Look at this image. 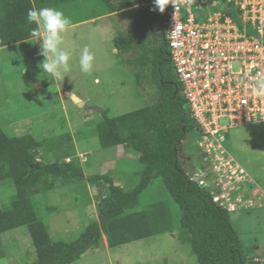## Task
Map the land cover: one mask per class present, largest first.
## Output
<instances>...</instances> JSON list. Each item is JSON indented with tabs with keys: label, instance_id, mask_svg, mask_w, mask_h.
<instances>
[{
	"label": "rangeland",
	"instance_id": "rangeland-1",
	"mask_svg": "<svg viewBox=\"0 0 264 264\" xmlns=\"http://www.w3.org/2000/svg\"><path fill=\"white\" fill-rule=\"evenodd\" d=\"M72 1L53 8L69 17L71 26L88 18L94 19L68 28L62 34L61 47L71 54V71L64 80H53L39 67L44 57H33L39 53V40L0 49V127L11 136L17 133L16 130H21L22 134L31 130L37 140H48L43 149L44 163H53L56 155H60L61 152L55 150L51 143L55 145L58 135L69 132L72 139L70 154L74 156L75 153L77 157L82 154L85 158L80 166L86 179L62 186L56 183L53 190L34 194L30 199L51 241L66 244L74 242L94 219L92 204L96 201V188L103 187L107 192V184L92 183L87 177L99 176L105 170L113 181L117 179L125 191H130L136 187L144 171L136 155L125 147L102 149L95 130L103 120V111H107L108 117H118L139 111L158 99L148 80L151 68L133 63L136 52L122 56L114 49L116 37L112 28H124L125 34L139 31L134 35V41L143 34L148 40L157 41L158 46L163 43L157 22L160 11L154 7L143 21L137 7L116 17H103L108 12L99 0ZM146 8L142 6L141 9L145 11ZM148 40L143 45L152 47L154 44H148ZM85 47L94 55L90 74L81 72L79 65V56ZM163 70L167 74L166 67ZM169 74L174 80L171 70ZM68 93L77 96L84 106L79 108L73 104L67 97ZM181 105L184 112L189 110L184 100ZM220 125L228 126L229 120H221ZM197 140L198 133L194 131L182 143L191 162H201L195 147ZM224 147L242 168L244 173L239 185L248 191L247 199L252 200V205L255 203L254 208L231 213L230 222L240 237L243 250L264 261V123L257 121L230 128L225 133ZM121 152L131 157L117 158L115 154ZM188 164L191 165L189 161ZM14 192L10 182H0V209L9 207ZM154 204H159L158 210L165 214L163 227L168 228L166 233L153 231L155 235L148 239L114 248L105 262L103 258L97 262L99 250H90L75 264H196L189 243L182 236L179 207L160 178H152L140 195L138 208H151ZM162 213L151 214V218H161ZM148 227L153 230L156 225ZM36 260L26 228L19 227L0 234V264H32Z\"/></svg>",
	"mask_w": 264,
	"mask_h": 264
},
{
	"label": "trees",
	"instance_id": "trees-1",
	"mask_svg": "<svg viewBox=\"0 0 264 264\" xmlns=\"http://www.w3.org/2000/svg\"><path fill=\"white\" fill-rule=\"evenodd\" d=\"M70 1L0 0V49L36 39L32 30L37 26L27 21L30 8H53L57 4L67 5ZM152 1L99 0L108 13L134 7L139 2L147 5ZM81 22L84 20L78 23ZM133 37V33L116 35L114 49L122 56L134 51L136 57L132 59L133 63L140 67L149 65L151 74L148 80L158 99L139 111L118 117H108L107 111H103V120L95 126V130L102 149L123 146L138 156L144 171L136 187L125 191L114 186L109 172L87 177L92 183L104 182L108 191L105 197L102 193L96 196L95 204H92L94 219L74 242L54 243L46 226L37 217L30 199L34 194L53 190L56 183L62 186L85 179L75 153L72 156L69 152L72 149L71 136L69 132L58 135L55 145L51 144L61 153L56 155L53 163H44L43 149L48 140H37L31 130L22 134L15 125L12 126L17 133H12V136L0 127V182H10L15 191L9 207L0 209V234L19 227L26 228L37 259L32 264H75L86 252L95 250L101 244L102 235L112 248L148 239L155 235L153 231H168L163 227L166 224L165 214L158 210L159 204H154L146 212L138 208L140 195L152 178H160L179 207L182 236L189 243L196 264H264L261 258L250 256L243 250L240 237L230 222V212L212 203L209 193L184 177L176 151L196 131V126L188 111L182 109L184 98L168 61L166 45L144 46L147 36L141 34L137 41ZM156 213H162V216L153 220L151 214ZM150 224L156 227L150 230Z\"/></svg>",
	"mask_w": 264,
	"mask_h": 264
},
{
	"label": "built area",
	"instance_id": "built-area-1",
	"mask_svg": "<svg viewBox=\"0 0 264 264\" xmlns=\"http://www.w3.org/2000/svg\"><path fill=\"white\" fill-rule=\"evenodd\" d=\"M149 5L158 10L155 0ZM164 12L168 61L196 126L195 147L205 166L190 180L213 203L233 211L240 199L231 193L243 172L224 147L225 133L264 123V95L253 91L264 79V0H170ZM223 119L228 126L220 125Z\"/></svg>",
	"mask_w": 264,
	"mask_h": 264
},
{
	"label": "clouds",
	"instance_id": "clouds-1",
	"mask_svg": "<svg viewBox=\"0 0 264 264\" xmlns=\"http://www.w3.org/2000/svg\"><path fill=\"white\" fill-rule=\"evenodd\" d=\"M169 2L170 0H155V4L161 13L164 12L165 7L169 4ZM171 2L174 4V0H171ZM149 4L145 5L141 3V6L147 8L148 7L153 8V6ZM27 21L29 24L34 23L37 26L35 29L32 30V35L36 37L37 40L41 41L39 55L43 56L44 59L39 64V67L43 70L44 73L50 76L53 80L56 81L64 80V78L68 76L67 74L71 71V65L69 63L71 59V54L68 51H65L61 47V45L63 44L62 34L65 33L67 29L71 26L72 22L70 18L65 16V14L61 10H57L56 8L45 7V8L37 9L35 6H33L27 12ZM93 61H94V55L89 51L87 47H85L79 56V65L81 72L90 74L93 69ZM253 91L258 96L264 95V79H260L256 82ZM185 153H186V149H184L182 145L176 151L178 161L182 168V173L189 182H192L200 190L204 191L202 188L198 186L197 183L191 181L189 176L196 173L198 169L201 170L205 169V166L201 162H191L192 160L188 159ZM75 157L78 160L80 159L79 163L85 160L84 157L79 155H78L79 158L76 155ZM65 161L69 162V159H66ZM188 161L191 165L188 164ZM188 167H192V170H188ZM238 167L242 170V168L239 165ZM242 174L239 173L237 176L240 177V180L242 178ZM240 180L235 182L234 190H232L231 193V198L233 200L239 198L240 203L235 202L236 208L233 211H228L224 209L230 212V214L236 213L238 211H242L244 208H254L255 205V203H253L252 205V200L247 199L248 191L246 190V188H241V186L239 185ZM206 181L208 183H212L213 185L216 184L215 179L210 177H207ZM220 191H221V184H218L216 185V192L220 193Z\"/></svg>",
	"mask_w": 264,
	"mask_h": 264
},
{
	"label": "crops",
	"instance_id": "crops-1",
	"mask_svg": "<svg viewBox=\"0 0 264 264\" xmlns=\"http://www.w3.org/2000/svg\"><path fill=\"white\" fill-rule=\"evenodd\" d=\"M137 6V5H136ZM136 6H134V7H130V8H128V9H125V10H121V11H113L112 13H107L106 15L107 16H103V17H116V15L117 14H120V13H129L130 11H133V9H135V7ZM139 17V16H138ZM93 19L94 18H90V19H87V20H84V22H81V23H77V24H72V26H70L69 28H73V27H77V25H83L85 22H87V21H93ZM112 30L115 32L114 34H115V37H116V35H118V34H124V35H127L128 33H124L125 32V30H124V28H121V29H113L112 28ZM122 31V32H121ZM137 32H139V31H133V35H135ZM132 34V33H131ZM139 37V36H138ZM33 40V39H32ZM37 40V39H36ZM30 41V40H29ZM28 42V41H27ZM25 43V42H24ZM20 44H23V43H20ZM20 44H17V45H20ZM13 46H15V45H13ZM114 52H116L117 53V51L115 50ZM39 55V53H37V54H34L33 55V57H36V56H38ZM118 147H121V146H116L115 148L117 149ZM118 152V151H117ZM115 155H117V158H125L126 156L127 157H131V156H129V155H126V154H124V153H119V154H115ZM79 156H82V154H79ZM136 159H138V156H136ZM105 173H106V171L105 170H103V172H102V174L101 175H105ZM100 175V176H101ZM85 178V177H84ZM110 178H111V176H110ZM86 179V178H85ZM99 182V181H98ZM112 182H113V185L114 186H118V187H120L121 189H123L122 188V186H120V184L118 183V181H117V179H114V181L112 180ZM123 190H125V189H123ZM107 191H108V188H107ZM100 193H102V197H105V193H107L106 191H105V189L102 187H97L96 188V196L98 197L99 196V194ZM142 208H143V210H145V209H150V206H148V207H143L142 206ZM141 208V209H142ZM117 247H119V246H117ZM117 247H109V245H108V240H107V238L104 236V235H102V238H101V244L95 249V250H99V256L100 257H98V261L97 262H99V260L101 259V258H103L104 259V261L103 262H105V261H107V257H108V255H109V253H110V251L111 250H113L114 248H117Z\"/></svg>",
	"mask_w": 264,
	"mask_h": 264
},
{
	"label": "flooded vegetation",
	"instance_id": "flooded-vegetation-1",
	"mask_svg": "<svg viewBox=\"0 0 264 264\" xmlns=\"http://www.w3.org/2000/svg\"><path fill=\"white\" fill-rule=\"evenodd\" d=\"M151 9V7H148L146 8V13L148 14L149 13V10ZM141 14V13H140ZM145 16L146 15H142L139 17L141 18V20L145 21ZM166 17H167V13L166 12H160V15L157 17V22L159 23V26H160V30H161V33H162V39H163V43L165 44V24H166ZM150 22H152V20H150ZM148 44H154V45H158L157 44V41H151V40H148Z\"/></svg>",
	"mask_w": 264,
	"mask_h": 264
},
{
	"label": "water",
	"instance_id": "water-1",
	"mask_svg": "<svg viewBox=\"0 0 264 264\" xmlns=\"http://www.w3.org/2000/svg\"><path fill=\"white\" fill-rule=\"evenodd\" d=\"M142 6H141V2L138 3V6H137V12L138 13H141L142 15H146V11H142ZM67 97L68 99L73 103L75 104L77 107L79 108H82L84 106V103L79 99L77 98L74 94L72 93H68L67 94Z\"/></svg>",
	"mask_w": 264,
	"mask_h": 264
}]
</instances>
